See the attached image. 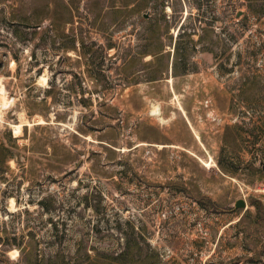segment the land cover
I'll return each mask as SVG.
<instances>
[{"label":"rangeland","instance_id":"1","mask_svg":"<svg viewBox=\"0 0 264 264\" xmlns=\"http://www.w3.org/2000/svg\"><path fill=\"white\" fill-rule=\"evenodd\" d=\"M0 82V264H264V0H0Z\"/></svg>","mask_w":264,"mask_h":264},{"label":"trees","instance_id":"2","mask_svg":"<svg viewBox=\"0 0 264 264\" xmlns=\"http://www.w3.org/2000/svg\"><path fill=\"white\" fill-rule=\"evenodd\" d=\"M5 145H1L0 146V168H2L1 166L4 165V163L11 157L10 154V149H8L7 147H4ZM263 207L261 204L257 205V210H261ZM249 216L247 215V217L249 218L251 224L253 225H257L258 223H260V221L262 220V222L264 221V214L259 215L260 218L257 217V215H250V213H248ZM148 255L145 254L143 255V248L137 246H134L131 241L127 240V242L125 243V247L123 248V250L116 255H112V257H110V262L109 264H113V262L117 263V264H123L122 260L127 259L129 260V262L131 264H146V260ZM120 258H123L120 260ZM113 261V262H111Z\"/></svg>","mask_w":264,"mask_h":264},{"label":"water","instance_id":"3","mask_svg":"<svg viewBox=\"0 0 264 264\" xmlns=\"http://www.w3.org/2000/svg\"><path fill=\"white\" fill-rule=\"evenodd\" d=\"M148 14H145V17H148ZM258 166L262 169L264 172V160L262 158L259 159ZM235 208H242L245 209L247 207L246 200L243 198L237 199L234 203Z\"/></svg>","mask_w":264,"mask_h":264},{"label":"bare ground","instance_id":"4","mask_svg":"<svg viewBox=\"0 0 264 264\" xmlns=\"http://www.w3.org/2000/svg\"><path fill=\"white\" fill-rule=\"evenodd\" d=\"M5 90H4V87H3V85H2V83L0 82V93L1 94H4L5 92H4ZM10 100H8L5 96H4V102H3V104H1V108L3 109V108H6L9 104H10ZM19 128H20V126L19 125H17V126H15V130H18L19 131Z\"/></svg>","mask_w":264,"mask_h":264}]
</instances>
